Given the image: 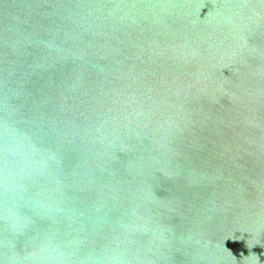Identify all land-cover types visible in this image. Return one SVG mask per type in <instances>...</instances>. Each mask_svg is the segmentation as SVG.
Wrapping results in <instances>:
<instances>
[{
  "label": "water",
  "instance_id": "95a60500",
  "mask_svg": "<svg viewBox=\"0 0 264 264\" xmlns=\"http://www.w3.org/2000/svg\"><path fill=\"white\" fill-rule=\"evenodd\" d=\"M0 264H264V0H0Z\"/></svg>",
  "mask_w": 264,
  "mask_h": 264
}]
</instances>
